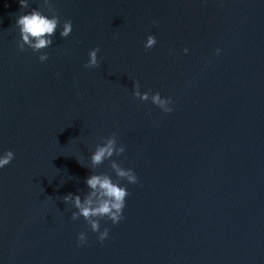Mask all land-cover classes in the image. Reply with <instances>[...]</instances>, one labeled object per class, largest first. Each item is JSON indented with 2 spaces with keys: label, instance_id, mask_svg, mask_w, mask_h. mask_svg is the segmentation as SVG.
Here are the masks:
<instances>
[{
  "label": "water",
  "instance_id": "1",
  "mask_svg": "<svg viewBox=\"0 0 264 264\" xmlns=\"http://www.w3.org/2000/svg\"><path fill=\"white\" fill-rule=\"evenodd\" d=\"M27 3L0 0V264H264V0H49L72 32L41 53L18 47L20 15L51 18ZM113 134L125 152L91 167ZM112 160L138 183L100 243L62 198L116 182Z\"/></svg>",
  "mask_w": 264,
  "mask_h": 264
},
{
  "label": "clouds",
  "instance_id": "2",
  "mask_svg": "<svg viewBox=\"0 0 264 264\" xmlns=\"http://www.w3.org/2000/svg\"><path fill=\"white\" fill-rule=\"evenodd\" d=\"M21 9L29 7L27 0H19ZM44 4L48 6L47 10L51 13V18L42 14L41 11L33 9L28 14L20 15L16 20V26L20 32V41L18 47L20 51L25 50V45L28 46L34 53H41L42 50L52 45V37L56 34L58 26L62 27L59 32L61 38H67L72 32V22L65 21L60 25L58 13L49 5V0H44ZM154 36H148L144 44L146 50L153 48L156 45ZM99 48L90 50L89 61L84 65L85 68H96L99 66L98 52ZM188 49H184V54L187 55ZM216 55L220 54V49L216 50ZM48 59L47 54H41L39 60L44 62ZM134 97L141 102H148L158 107L162 112L168 114L173 111L170 107L172 104L171 98H161L159 93L149 96L148 93L141 94L139 82L134 83ZM125 152L123 145L117 146V138L115 134L106 138L102 146L97 145L94 153L91 155V167H96L104 163L105 160H110L114 155L121 156ZM14 159V153L7 151L0 157V169L9 165ZM112 171L117 177L116 182L106 174H93L85 181L90 190L83 198L81 196L68 194L64 196L65 204H72L77 210L72 213L71 220L76 221L81 217L86 221L93 233L97 234V240L103 243L109 236V229L100 230V221L107 219L113 225L121 222L123 210L125 208L126 197L128 192L125 187L120 186V181H127L128 184L136 185L138 178L135 172L131 169L125 170L115 160L110 163ZM79 246L87 244L86 233L81 232L78 236Z\"/></svg>",
  "mask_w": 264,
  "mask_h": 264
}]
</instances>
